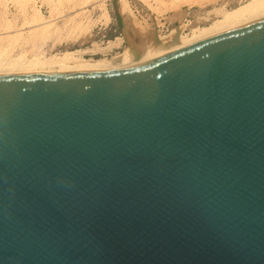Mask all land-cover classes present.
Wrapping results in <instances>:
<instances>
[{
    "label": "water",
    "instance_id": "1",
    "mask_svg": "<svg viewBox=\"0 0 264 264\" xmlns=\"http://www.w3.org/2000/svg\"><path fill=\"white\" fill-rule=\"evenodd\" d=\"M0 264H264V18L125 70L1 72Z\"/></svg>",
    "mask_w": 264,
    "mask_h": 264
},
{
    "label": "bare ground",
    "instance_id": "2",
    "mask_svg": "<svg viewBox=\"0 0 264 264\" xmlns=\"http://www.w3.org/2000/svg\"><path fill=\"white\" fill-rule=\"evenodd\" d=\"M175 1H181L183 3L184 1L190 2L191 0H174V3ZM192 1L194 2L192 5L202 4L201 7H204L205 5H203L204 2L201 1H207L206 4L210 2V0ZM214 1L216 2V0ZM225 1L226 0L223 2L225 3ZM66 2L69 4L72 3L71 7L73 6V9L67 6L69 10L71 9L70 12H72V14H69L68 16H66L68 13H65L68 11V8L66 7L67 9H64L67 10L65 12L63 10L64 5H66L64 3ZM121 2V10H124L123 8L125 7L126 1L122 0ZM157 2H159V0H157ZM178 2L175 4L178 5ZM217 2L220 3V1ZM16 3L18 2L16 1ZM91 3V0H50V14L47 16L43 13L41 8L34 5V0H32L31 5L29 6L31 7V11L26 8L24 3L21 4L23 9V15H21V17L23 16V19H21V22L19 23L15 22L16 15L14 14H12L11 18L7 17L5 14H0V73L14 71L109 72L125 70L264 18V0H238V4L234 6L221 4L215 7L213 4L214 7L206 12L208 13V16H199L201 18L198 17L194 21L189 20L188 23L182 24L181 22L185 18V12L180 10L178 8L179 6L173 4L176 6V11L173 10L175 13L173 12L171 20L174 22H180H178V24H173L169 33L161 34L159 32L160 30L158 31L154 27H147V25H145L146 27L142 26L145 29L137 30L135 26H132L133 24H128V26H126L130 30V34L124 31L125 36H116L114 39L108 40L104 46L98 43H93L94 48H66L63 51L52 49L46 51L47 49L45 50L43 46L49 41V39H51V41L59 39L55 36V38H52L53 35H59L64 32L63 35H72L77 41H79L87 36L91 31L92 26L98 21L101 22V20H103L104 23H107L111 20L110 12L104 3H95L98 4L97 7L100 10V14L98 13L96 17L95 15H90L87 12L89 9L85 8L89 4H93ZM147 3H149V9H147L151 11L149 13L151 16L153 14L152 11L155 10L156 7L154 6L155 8L152 10L151 7L153 5H150L151 2ZM172 6L171 8L174 7ZM177 8L179 10H177ZM86 12L87 15H85ZM130 13L132 12L130 11ZM62 16H66L64 17L65 21L62 24H58L56 19H59V17ZM209 16L211 19H209ZM206 21L207 23L201 24V22ZM157 23L158 21L155 24ZM184 26L190 28L189 33L185 32L186 30H184ZM125 37L127 39L126 46H124V44L122 45L125 41ZM59 40L57 42H59ZM48 43L52 44L54 42L52 41V43ZM122 46L124 47L122 48ZM113 48H122V50L116 51L111 57L105 56L95 58L86 56V53H94L96 50L109 51Z\"/></svg>",
    "mask_w": 264,
    "mask_h": 264
},
{
    "label": "rangeland",
    "instance_id": "3",
    "mask_svg": "<svg viewBox=\"0 0 264 264\" xmlns=\"http://www.w3.org/2000/svg\"><path fill=\"white\" fill-rule=\"evenodd\" d=\"M16 1L18 3H16L17 6L14 9V8H8L5 5V0H0V14H5L7 17H10V18L12 17V14H14V15H16L15 22L19 23V22H21V19H23V16L21 17V15H23V13H22L23 9L21 7L22 6L21 4L24 3L26 5V8L31 11V9H30L31 7H29V6L31 5L32 0H26V1L25 0H16ZM54 1H56V0H54ZM91 1H92L93 4L91 3L92 5L89 4L85 8V9H89L88 11L87 10L86 11L90 15H92V16L95 15V17H96V15H98V13L100 14V12H99L100 10H99V8L97 6H98L99 3H104L106 5L108 11L110 12V16H111L110 19L111 20H109L107 23H104L103 20H101V22L98 21L96 24H94L92 26L91 31L87 34V36H85V38L83 37V39H81L79 41H77L74 38V36H72V35L71 36H69L68 34L63 35L64 32L59 34L60 37H59V35H53L52 38L58 37L60 40L59 39H55V41L52 40L54 42V43H52L51 39H49L48 42H51L52 44H50L48 42L45 43L43 48L45 50L47 49L46 51H50L51 49L52 50H56V51H63L66 48L67 49L84 48V47L94 48L93 47V43H98V44L104 46L108 42V40L114 39L116 36H125V32L124 31H126V32H128V34H130L129 33L130 30L127 27L128 24L129 25L133 24L132 26L133 27L135 26V28L137 30L145 29L142 26L146 27L145 25H147V27H154V28H156V30H158V31L160 30L159 32L161 34H166V33H169V30L171 29L173 24H178V22H180V21L174 22V21L171 20V16H172V14L174 12L173 10L176 11V6H174L173 4L178 2V1H175V3H174V0H164V1L159 0V2H157V0H146L147 2H151V4H150L151 6L153 5L151 7L152 10L155 7L157 8V10L155 8L156 12H155V10L152 11L153 14L151 16L149 15V13L151 11L148 10L149 9V7H148L149 3H147L144 0H141V1L140 0H125L126 4H128V5L125 4V7L123 8L124 10H121L122 9L121 8V6H122V2L121 1L122 0H98V2H97V0H91ZM213 1L214 0H212V2ZM217 1H220V3H218ZM223 1L222 0H216V2L214 1L212 3L211 0H210L211 3L208 2V4H206L207 1L206 2L205 1H201V2H204L203 5L205 4L204 5L205 8L203 6L201 7L202 4L201 5H199V4H197V5L193 4L192 5V3H194L192 0L190 2L189 1H184L183 3L180 1V2H178V5L177 4H175V5L179 6L178 8L185 12V18L181 22L183 24V23H188L189 20H193L194 21L199 16H202V17L208 16L207 15L208 13H206V12H208L207 10L212 9L214 7V5L216 7L217 5L219 6L221 4H226L228 6L229 5L234 6V5L238 4L237 3L238 0L237 1L236 0H228V1L226 0L225 3ZM6 2H7V0H6ZM95 3H98V4H95ZM64 4H66V5H64L65 8L63 7V10L67 9L68 7L73 9V6L71 7L72 3L69 4V3L66 2ZM34 5L39 7V8H41V10L43 11V13L45 15L48 16L50 14L49 13V10L51 8L50 7L51 6L50 0H34ZM172 5L175 7V9H174V7ZM171 6L173 8H171ZM69 8H68V11L64 10V12L67 11L65 13H68L66 16H68L69 14H72V12H70L71 9L69 10ZM125 8H127L128 10L125 9ZM178 8H177V10H179ZM130 11L132 13H130ZM87 12H86L85 15H87ZM66 16L59 17V19L57 18L58 20L56 19V21L58 22V24H62L65 21L64 17H66ZM210 16H209V19H211V17H212V16L211 17ZM125 18H126V20H125ZM199 18H201V17H199ZM157 21H158V23L155 24ZM202 23L203 24L207 23V21L206 22H201V24ZM184 27H185L184 30H186L185 32L189 33L190 32V28L188 26H184ZM61 38H63V39H61ZM58 40H59V42H57ZM123 44H124V46H126V44H127L126 37H125V41L122 43V45ZM49 46H50V48H49ZM51 46H52V48H51ZM124 46H122V48ZM122 48H119V49L113 48L112 50H109V51L96 50L97 52L95 51L94 53H86V56L87 57H95V58H101V57H105V56L106 57H111L116 51H121Z\"/></svg>",
    "mask_w": 264,
    "mask_h": 264
},
{
    "label": "built area",
    "instance_id": "4",
    "mask_svg": "<svg viewBox=\"0 0 264 264\" xmlns=\"http://www.w3.org/2000/svg\"><path fill=\"white\" fill-rule=\"evenodd\" d=\"M5 5L8 7V8H16L17 4L15 2V0H5Z\"/></svg>",
    "mask_w": 264,
    "mask_h": 264
}]
</instances>
